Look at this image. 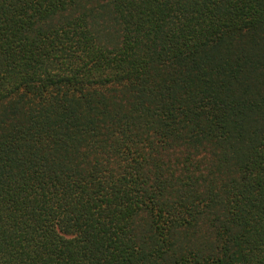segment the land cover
<instances>
[{
	"label": "trees",
	"instance_id": "trees-1",
	"mask_svg": "<svg viewBox=\"0 0 264 264\" xmlns=\"http://www.w3.org/2000/svg\"><path fill=\"white\" fill-rule=\"evenodd\" d=\"M0 264H264V0H0Z\"/></svg>",
	"mask_w": 264,
	"mask_h": 264
}]
</instances>
